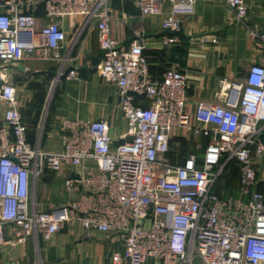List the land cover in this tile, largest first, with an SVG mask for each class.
Masks as SVG:
<instances>
[{"label": "built area", "instance_id": "2783aa9c", "mask_svg": "<svg viewBox=\"0 0 264 264\" xmlns=\"http://www.w3.org/2000/svg\"><path fill=\"white\" fill-rule=\"evenodd\" d=\"M197 0H136L144 16L164 13L166 45L181 42L182 18ZM242 20L245 0H225ZM168 4L164 11L163 6ZM48 20L39 26V8ZM84 16L96 23L101 59L97 72L117 85L128 135L112 144L106 120H63L61 148L47 151L28 139L17 86L0 65V247L5 228L19 241L42 234L50 240L71 221L88 232L121 236L113 264H264V193L253 154L264 155V65L253 63L236 81H221L222 102L187 112L188 81L178 68L150 73L146 35L133 30L129 44L112 35L109 0H0V62L62 60L67 39L63 19ZM264 48V30L257 35ZM201 44L218 37L202 35ZM70 71L68 77H77ZM184 131L207 139L203 152L181 163L172 139ZM231 162L239 167L236 194L216 191ZM45 168L63 174L66 203L36 209L32 182ZM76 173L78 177H72Z\"/></svg>", "mask_w": 264, "mask_h": 264}, {"label": "crops", "instance_id": "0c3cea01", "mask_svg": "<svg viewBox=\"0 0 264 264\" xmlns=\"http://www.w3.org/2000/svg\"><path fill=\"white\" fill-rule=\"evenodd\" d=\"M245 2L248 13L240 20L225 0H197L194 13L182 18L181 42L173 45L162 42L168 34L162 24L164 13L144 16L136 0H109L110 26L112 35L125 44L130 43L133 30L145 31L144 54L154 77L162 76L171 67L186 75L185 108L193 119L200 104L222 102V80L236 81L253 63L264 65V48L257 37L264 30V0ZM163 8L166 11L168 4ZM44 12L42 7L37 11L42 17L39 26L48 21ZM63 28L67 39L61 54L67 58L65 68L73 66L78 71L77 77L58 79L49 74H34L57 70L62 67V60L30 58L0 62L7 66L8 79L17 86L18 104L28 127L29 141L40 142L47 151L61 148L65 133L60 124L66 119H104L109 124L114 146L129 140L128 121L121 107L118 87L103 80L97 72L101 49L96 23H87L84 16H67L63 19ZM202 35L218 37L219 41L201 44L198 38ZM19 63L24 65L23 70ZM47 80L54 92L41 107L34 98L38 92L34 85ZM4 109L2 105L0 113ZM186 135L184 131L177 132L171 144ZM252 160L258 177L256 188L264 193V155L254 153ZM58 187L67 194L63 174L45 168L37 181L32 182V200L37 210L46 211L66 203L68 194L65 200L54 199L53 191ZM5 239L6 243L0 247V264H113L112 253L123 250L120 235L88 232L79 221L68 222L50 240L38 234L19 241L15 227L7 225Z\"/></svg>", "mask_w": 264, "mask_h": 264}, {"label": "rangeland", "instance_id": "374dc122", "mask_svg": "<svg viewBox=\"0 0 264 264\" xmlns=\"http://www.w3.org/2000/svg\"><path fill=\"white\" fill-rule=\"evenodd\" d=\"M36 89L38 92L35 94L34 98L36 103L41 107L44 106L46 100H50L51 96L54 92L52 88V84H50L49 80L43 82H35ZM206 140L203 137L195 136L191 133H187V135L181 140H176L172 142V155L171 157L175 162H182L183 158L190 153L202 152L205 146ZM235 164L229 166V172L225 173L223 179L220 182L219 190L223 192H231L236 193V189L238 186V177L236 173ZM53 197L55 200H65L67 198V194L64 189L61 187L54 188Z\"/></svg>", "mask_w": 264, "mask_h": 264}, {"label": "water", "instance_id": "95a60500", "mask_svg": "<svg viewBox=\"0 0 264 264\" xmlns=\"http://www.w3.org/2000/svg\"><path fill=\"white\" fill-rule=\"evenodd\" d=\"M19 67H20L21 70L24 69V65L21 64V63H19ZM59 69H57V70H47V71H36V72H34V74H36V75L49 74V75L53 76L54 78L65 79L66 77H68L70 71L74 70V67L73 66L66 67L64 69L63 73H60ZM260 140H261V142L264 143V134H262L260 136ZM71 176L72 177H78V175L76 173H72Z\"/></svg>", "mask_w": 264, "mask_h": 264}, {"label": "trees", "instance_id": "16d2710c", "mask_svg": "<svg viewBox=\"0 0 264 264\" xmlns=\"http://www.w3.org/2000/svg\"><path fill=\"white\" fill-rule=\"evenodd\" d=\"M186 156H187V155H186ZM186 156H185V157H186ZM185 157H184V158H185ZM184 158H183V159H184ZM233 164H235V166H236V168H237V169H236V173H237V177H238V176H239V167H238V165H237L235 162H231V163L228 165V167H227V171H226L225 173H228V172H229V166H230V165H233ZM225 173H224V174H225ZM223 176H224V175H223ZM223 176L219 179V181H218V183H217V185H216V187H215V190H216V191H219V187H220L219 185H220L221 180L223 179ZM229 193H231V192H229ZM236 193H237V189H236ZM236 193H234V194H236Z\"/></svg>", "mask_w": 264, "mask_h": 264}]
</instances>
